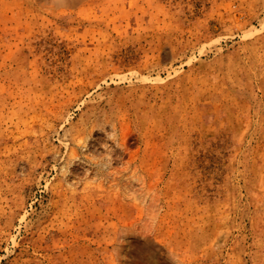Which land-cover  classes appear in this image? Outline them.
Segmentation results:
<instances>
[{
	"label": "rangeland",
	"instance_id": "obj_1",
	"mask_svg": "<svg viewBox=\"0 0 264 264\" xmlns=\"http://www.w3.org/2000/svg\"><path fill=\"white\" fill-rule=\"evenodd\" d=\"M0 264H264V0H0Z\"/></svg>",
	"mask_w": 264,
	"mask_h": 264
}]
</instances>
